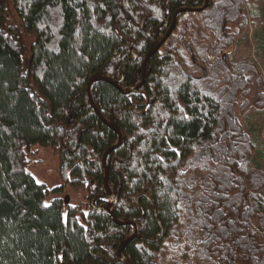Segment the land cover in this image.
Returning <instances> with one entry per match:
<instances>
[{"label": "trees", "instance_id": "16d2710c", "mask_svg": "<svg viewBox=\"0 0 264 264\" xmlns=\"http://www.w3.org/2000/svg\"><path fill=\"white\" fill-rule=\"evenodd\" d=\"M10 1L18 21L0 0V264H264L252 139L264 78L248 58L227 61L244 1L177 13L160 45L176 60L157 49L144 80L175 13L204 0ZM254 38L264 48V32ZM189 55L205 74H189ZM35 145L57 157L60 185L29 172ZM67 188L83 200L65 201ZM127 221L137 232L119 258Z\"/></svg>", "mask_w": 264, "mask_h": 264}, {"label": "rangeland", "instance_id": "374dc122", "mask_svg": "<svg viewBox=\"0 0 264 264\" xmlns=\"http://www.w3.org/2000/svg\"><path fill=\"white\" fill-rule=\"evenodd\" d=\"M243 1L248 15V23L235 36V44L228 55L227 61L236 62L243 58H248L260 68L264 78V48H259L257 46L258 41L254 38L255 35L262 36L264 32V0ZM7 8L10 20L18 21L10 0H7ZM256 119L257 123H254V127H252V139L254 141L253 160L261 168H264V113L261 116H257ZM32 150L34 152L31 155V163L28 166L31 175L37 182L45 184L49 189L60 185L57 157L51 153L49 148L35 145ZM70 195L73 203L79 204L83 200L82 194L78 195L69 188L66 189L62 196L70 198Z\"/></svg>", "mask_w": 264, "mask_h": 264}, {"label": "water", "instance_id": "95a60500", "mask_svg": "<svg viewBox=\"0 0 264 264\" xmlns=\"http://www.w3.org/2000/svg\"><path fill=\"white\" fill-rule=\"evenodd\" d=\"M207 3H208V0H205V4L202 6V7H199V8H181V9H179L176 13H175V15L173 16V19H172V22H171V24H170V26H169V28H168V30H167V32H166V34L163 36V38L155 45V46H153L151 49H150V51L147 53V55H146V57H145V59H144V62H143V80H144V72H145V64H146V61H147V59L155 52V51H157V49L160 47V45L164 42V40L171 34V32H172V30H173V28H174V24H175V20H176V14L177 13H179V12H181V11H193V10H196V11H200V10H202L203 8H206L207 7ZM169 56H171L172 57V59H171V62H173V61H175V59H176V56H175V54L174 53H169ZM180 67H181V65H179ZM181 69H182V71L184 72V73H186L185 72V70L181 67ZM203 71H204V74H205V69L203 68ZM187 74V73H186ZM99 78H103V77H99ZM106 80H110L109 78H107V77H104ZM143 80H142V82H143ZM142 82L141 83H139L137 86H135V88H139L140 87V85L142 84ZM88 86H89V84H88ZM91 101V100H90ZM91 103H92V101H91ZM116 131L118 132V134H119V141H118V143L117 144H115L114 146H112V147H110L109 149H107L105 152H104V154H103V156H102V166H103V168H104V171H105V188L107 189V178H108V171H107V169H106V165H105V158H106V155L112 150V149H114L115 147H117L120 143H121V141H122V134H121V132L119 131V129H116ZM110 197H111V201L108 203V204H106L105 205V208H106V210L107 211H109L110 212V207H111V205L115 202V200H116V198H117V194H111L110 193ZM68 199H69V197L68 196H66L65 197V201H68ZM113 218L115 219V221L116 222H118V223H125V222H121V221H119L116 217H115V215H113ZM127 223H129V224H133L134 225V227H135V230H134V232H133V234L131 235V236H129L128 238H126L121 244H120V247H119V249H118V251H117V255H118V257L119 258H121V254H120V252H121V248L129 241V240H131L134 236H135V234H136V232H137V225L134 223V222H132V221H127Z\"/></svg>", "mask_w": 264, "mask_h": 264}, {"label": "flooded vegetation", "instance_id": "af4514ba", "mask_svg": "<svg viewBox=\"0 0 264 264\" xmlns=\"http://www.w3.org/2000/svg\"><path fill=\"white\" fill-rule=\"evenodd\" d=\"M205 4V0L203 1V3H202V6ZM210 3H209V0H208V3H207V6L209 5ZM202 6H200V7H202ZM187 8H199V7H187ZM193 11H196V10H193ZM169 37V36H168ZM167 37V38H168ZM166 38V39H167ZM167 48L164 50V49H160L161 48V46L158 48L160 51H162V54H163V56L164 57H166V59L169 61V60H171L172 59V57L171 56H169V53H174L171 49H169V46H170V44H169V42L167 43ZM175 54V53H174ZM175 56H176V54H175ZM190 56V59H191V61H192V64L194 65L193 67H190V70L192 71L191 73H189L192 77H198V76H200L201 74H202V72H203V68L205 69V67L202 65V64H200L198 61H196L195 60V58H194V56L193 55H189ZM222 57H223V59L224 60H226V53H223L222 54ZM176 60V59H175Z\"/></svg>", "mask_w": 264, "mask_h": 264}, {"label": "bare ground", "instance_id": "6f19581e", "mask_svg": "<svg viewBox=\"0 0 264 264\" xmlns=\"http://www.w3.org/2000/svg\"><path fill=\"white\" fill-rule=\"evenodd\" d=\"M165 40H166V39H165ZM165 40H164V41H165Z\"/></svg>", "mask_w": 264, "mask_h": 264}]
</instances>
